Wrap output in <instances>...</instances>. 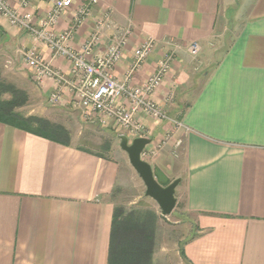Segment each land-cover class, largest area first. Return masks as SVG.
Wrapping results in <instances>:
<instances>
[{
    "label": "crops",
    "instance_id": "crops-1",
    "mask_svg": "<svg viewBox=\"0 0 264 264\" xmlns=\"http://www.w3.org/2000/svg\"><path fill=\"white\" fill-rule=\"evenodd\" d=\"M21 1L8 3L21 13L33 11L36 25L52 8L50 0H31L29 9ZM72 1L58 32L69 29L74 13L91 2ZM91 13L74 33L72 48L80 51L108 15L105 44L98 53L113 37L131 31L116 69L121 80L135 48L151 39L160 42L132 76L137 88L156 71L167 50L164 42L180 45L171 74L151 98L168 119L142 116L141 121L154 130L147 149L154 147L157 153L147 161L161 185L181 180L175 194L184 195L183 211L197 228L183 247L190 264H264V0H98ZM191 45H197L195 56ZM27 50L72 79L67 59L54 58L27 30L0 15V102L11 100L14 89L26 95L25 103L39 93L49 103L55 87L51 81H32L21 55ZM64 88L57 107L84 121L82 111L71 105L72 92ZM21 106L13 111L21 114ZM5 117L0 109V264L158 262L155 232L163 216L147 209L158 215L153 224L113 227L117 209L135 211L125 195L128 174L136 172L130 161L105 157L72 140L61 145ZM85 123L102 128L94 121ZM102 129L126 134L113 122Z\"/></svg>",
    "mask_w": 264,
    "mask_h": 264
},
{
    "label": "built area",
    "instance_id": "built-area-1",
    "mask_svg": "<svg viewBox=\"0 0 264 264\" xmlns=\"http://www.w3.org/2000/svg\"><path fill=\"white\" fill-rule=\"evenodd\" d=\"M30 1L22 0L21 7L29 9ZM50 1L51 10L36 25L34 21L37 15L33 11L21 13L12 8L8 0H0L1 17L7 19L13 27L27 30L34 41L43 44L52 52L54 58H65L73 66V77L69 80L50 63L43 62L34 50L24 51L21 55L27 68L32 72V81L38 85H43L45 81L53 83L55 90L51 92L48 100L51 106L62 103L63 91L66 87L74 97L72 107L82 111L84 120L94 121L102 128L109 127L113 122L132 138L140 139L150 136L144 128L141 117H150L158 122L168 119L164 108L151 98L164 86L171 74L174 61L177 59V48L180 45L173 40L164 42L167 51L158 61L156 71L137 88L132 85V76L142 69L158 41L147 40L134 49L133 63L125 78L121 80L116 77V69L125 55L131 31L126 29L119 36L113 37L102 53H98L100 47L105 44L104 28L109 25V16L106 15L96 24L93 35L83 44L81 50L76 51L71 45L74 33L89 21L92 8L98 4V0H91L89 4L75 12L73 24L62 32L56 31L55 28L64 13L72 8L73 1ZM189 48L192 55H197V45H191ZM172 98L173 92H170L167 99ZM178 126L182 127V124ZM188 131L186 129L187 133ZM181 143L179 141L178 145ZM155 151L150 154L155 155ZM144 153L145 150L141 154L142 158Z\"/></svg>",
    "mask_w": 264,
    "mask_h": 264
},
{
    "label": "rangeland",
    "instance_id": "rangeland-1",
    "mask_svg": "<svg viewBox=\"0 0 264 264\" xmlns=\"http://www.w3.org/2000/svg\"><path fill=\"white\" fill-rule=\"evenodd\" d=\"M86 41H88V39ZM159 44L160 42H157V46ZM209 72L210 70L206 71L204 73V77H208ZM50 105L51 104L47 103L45 98L39 93L37 96L29 95L28 102L23 104L18 111H20L23 116L41 117L66 126L69 129L68 131L71 132V140L73 144L77 146H81L111 159L115 158V160L124 162L125 164L129 162L127 153L120 148V133L109 129L103 130L91 123L86 124L85 120L83 121L78 118L79 116L76 112L70 109H62L60 107ZM146 130V132H149L150 136L145 139H152L154 135L153 128H146ZM121 135L128 137L126 134ZM128 139L130 140L129 142H131L137 138L128 137ZM164 142L165 141L162 140L157 144L162 147ZM153 151H155L154 147H151V149H147L146 147L143 160L147 161L148 159L153 158L152 156H154V154H150ZM132 174L133 173L128 174V193L125 194L134 203L131 207L135 208L137 212H145L147 209H150L162 216V212L158 204L153 199L146 197L144 194L146 192V188L140 183V181H138L139 179L135 175L137 173L135 172V174ZM159 178L161 177L159 176ZM178 197L180 198L178 199ZM176 198L177 204H175L176 207L173 213L167 217L160 218V225L157 232H155V259L158 261L156 264H187L182 256H180V253L183 250L185 245L184 243L191 239V237H193V235L197 232V228L193 223V220L189 218L191 216L186 215L183 211L182 206L185 200L184 195H177ZM165 258L168 259L167 262L165 261Z\"/></svg>",
    "mask_w": 264,
    "mask_h": 264
},
{
    "label": "trees",
    "instance_id": "trees-1",
    "mask_svg": "<svg viewBox=\"0 0 264 264\" xmlns=\"http://www.w3.org/2000/svg\"><path fill=\"white\" fill-rule=\"evenodd\" d=\"M12 98L8 102H0V109L4 111L8 121H12L15 125L27 129L30 133L37 134L39 136L45 137L47 139L53 140L55 142L62 144H68L71 140V133L68 129L59 123L52 122L48 119L30 116L25 117L22 114L15 113L13 110L16 106H21L25 103L27 97L23 92L19 90L12 89ZM156 180L161 184L159 181L158 175H155ZM158 216L152 211H145V212H137L132 211L130 213H124L123 211L117 209L114 214L113 227L120 223H128V222H142V223H150L153 224L157 220ZM181 256L190 264V261L185 255V252L181 251Z\"/></svg>",
    "mask_w": 264,
    "mask_h": 264
},
{
    "label": "water",
    "instance_id": "water-1",
    "mask_svg": "<svg viewBox=\"0 0 264 264\" xmlns=\"http://www.w3.org/2000/svg\"><path fill=\"white\" fill-rule=\"evenodd\" d=\"M119 140L120 147L127 153L132 168H134L144 182L146 187L144 194L146 197L153 199L158 204L163 217L171 215L176 207L175 204H177L175 191L181 180L176 179L166 187L156 180L152 165L143 160L141 155L145 148L151 144L150 139L137 138L129 142L128 137L120 135Z\"/></svg>",
    "mask_w": 264,
    "mask_h": 264
}]
</instances>
